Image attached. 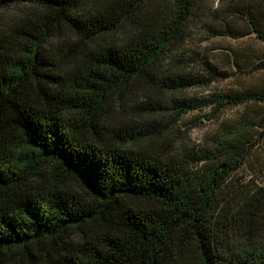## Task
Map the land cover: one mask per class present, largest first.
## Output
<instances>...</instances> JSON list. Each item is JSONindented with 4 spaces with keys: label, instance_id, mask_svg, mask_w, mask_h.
Wrapping results in <instances>:
<instances>
[{
    "label": "trees",
    "instance_id": "16d2710c",
    "mask_svg": "<svg viewBox=\"0 0 264 264\" xmlns=\"http://www.w3.org/2000/svg\"><path fill=\"white\" fill-rule=\"evenodd\" d=\"M198 2L0 0V264H264V184H232L246 144H168L190 110L264 107V89L180 94L234 73L178 56Z\"/></svg>",
    "mask_w": 264,
    "mask_h": 264
},
{
    "label": "rangeland",
    "instance_id": "374dc122",
    "mask_svg": "<svg viewBox=\"0 0 264 264\" xmlns=\"http://www.w3.org/2000/svg\"><path fill=\"white\" fill-rule=\"evenodd\" d=\"M166 1L170 2V8H173L176 2ZM254 1L256 0H199L195 5L183 43V54L178 51V56L184 55L186 62L189 63L188 69H192L193 72L207 74L203 62L210 61L218 68L234 73L225 79L196 85L180 94L207 98L218 93H235L249 88L264 89V67L250 73L238 72L239 63L247 60L249 65L264 58V40L258 38L252 31L254 23L251 22L252 18L249 15V11H252L257 18L264 19V11L256 14L255 10L246 8L248 2ZM256 2L259 8H264L260 0ZM24 7L26 6H12L6 11L13 17L20 14ZM243 32L245 34H242ZM241 50L247 52L246 57L240 55ZM261 104L263 103L258 104L254 100L235 106L213 108L211 107L213 104L190 110L180 120L174 122L168 144L173 151H179L180 154H184L185 150L218 154L223 152L222 145H226L227 142H244L248 147L246 159L233 172L232 184L237 188L241 184L248 187L263 185L264 134L261 135L258 127L260 118L258 112L264 109ZM131 113L130 107L127 106L125 117L131 116ZM204 164L205 161L198 162L195 169H203Z\"/></svg>",
    "mask_w": 264,
    "mask_h": 264
}]
</instances>
